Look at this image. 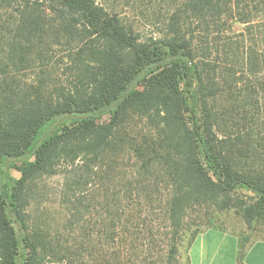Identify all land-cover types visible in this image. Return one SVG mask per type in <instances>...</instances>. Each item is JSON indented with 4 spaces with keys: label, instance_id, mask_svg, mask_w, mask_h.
Instances as JSON below:
<instances>
[{
    "label": "trees",
    "instance_id": "16d2710c",
    "mask_svg": "<svg viewBox=\"0 0 264 264\" xmlns=\"http://www.w3.org/2000/svg\"><path fill=\"white\" fill-rule=\"evenodd\" d=\"M229 211L264 224V0H0V264H177Z\"/></svg>",
    "mask_w": 264,
    "mask_h": 264
},
{
    "label": "crops",
    "instance_id": "0c3cea01",
    "mask_svg": "<svg viewBox=\"0 0 264 264\" xmlns=\"http://www.w3.org/2000/svg\"><path fill=\"white\" fill-rule=\"evenodd\" d=\"M221 228L203 231L190 252L191 264H264V239L249 240Z\"/></svg>",
    "mask_w": 264,
    "mask_h": 264
},
{
    "label": "rangeland",
    "instance_id": "374dc122",
    "mask_svg": "<svg viewBox=\"0 0 264 264\" xmlns=\"http://www.w3.org/2000/svg\"><path fill=\"white\" fill-rule=\"evenodd\" d=\"M152 30L153 28L147 27L144 33L149 36ZM45 184L47 185V192H50L48 195L49 199L57 201V199L54 198V193L57 191L59 179H47ZM30 211L34 218L37 217V220L41 223H48L52 229L62 221L63 214L65 213L63 209L59 208V206L54 203H43L42 205L35 204L30 208ZM214 219L218 228L237 233L242 237L249 235V240L264 239V224H256L254 230L250 231L243 219L232 211L217 214ZM203 230H206V228ZM177 264H191L190 256L189 259H187L186 254L181 252V256H178Z\"/></svg>",
    "mask_w": 264,
    "mask_h": 264
}]
</instances>
